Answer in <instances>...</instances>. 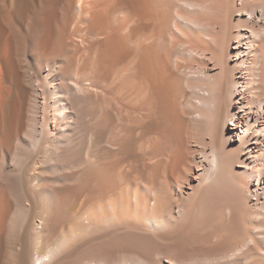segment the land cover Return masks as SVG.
Instances as JSON below:
<instances>
[{"label": "bare ground", "instance_id": "6f19581e", "mask_svg": "<svg viewBox=\"0 0 264 264\" xmlns=\"http://www.w3.org/2000/svg\"><path fill=\"white\" fill-rule=\"evenodd\" d=\"M0 264H264V0H0Z\"/></svg>", "mask_w": 264, "mask_h": 264}, {"label": "rangeland", "instance_id": "374dc122", "mask_svg": "<svg viewBox=\"0 0 264 264\" xmlns=\"http://www.w3.org/2000/svg\"><path fill=\"white\" fill-rule=\"evenodd\" d=\"M210 133H212V131H210Z\"/></svg>", "mask_w": 264, "mask_h": 264}]
</instances>
